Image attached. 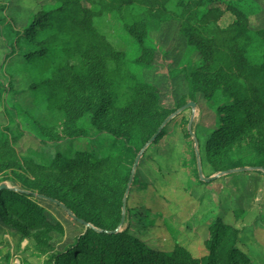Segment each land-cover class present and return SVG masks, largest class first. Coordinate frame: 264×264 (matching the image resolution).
Here are the masks:
<instances>
[{
  "label": "trees",
  "instance_id": "obj_1",
  "mask_svg": "<svg viewBox=\"0 0 264 264\" xmlns=\"http://www.w3.org/2000/svg\"><path fill=\"white\" fill-rule=\"evenodd\" d=\"M216 1L57 0L59 6L34 14L24 32L10 33L7 42L24 48L22 59L33 78V91L64 118L57 128L42 132V143L86 140L92 145L86 150L57 151L50 162H36L18 156V139L9 130H0V163L15 159L4 167L21 168L25 161L49 174L45 180L25 177L20 170L11 172L7 178L23 186L0 189V220L31 236L37 246L50 247L52 230L62 226L48 221L44 207L37 204L39 195H44L93 226L66 249L52 247L46 264H253L238 247L240 231L222 217L210 224L208 254L201 259L179 244L171 252L156 250L124 226L113 232L121 222L138 153L171 114L189 100L197 102L198 95L223 113L210 132L200 135V128L193 127L203 169H264V26L251 28V15L242 3H229L227 10L235 21L224 28L219 24L222 9L212 7L199 14V8ZM107 14H116L138 44L136 58L116 49L99 29V19ZM170 18L180 22L181 32L203 62L190 72L189 94L180 98L176 110L162 107L159 89L138 74L139 68L154 61L155 48L146 44L152 24ZM8 92L0 85V101ZM174 119L150 147L164 138ZM185 134L190 137L188 130ZM140 165L127 195L126 218L130 196L141 184ZM196 172L200 179L197 167Z\"/></svg>",
  "mask_w": 264,
  "mask_h": 264
},
{
  "label": "rangeland",
  "instance_id": "obj_2",
  "mask_svg": "<svg viewBox=\"0 0 264 264\" xmlns=\"http://www.w3.org/2000/svg\"><path fill=\"white\" fill-rule=\"evenodd\" d=\"M229 3L238 6L242 3L244 12L251 15L252 29L264 26V0H218L199 8V14L212 7L222 9L224 16L219 24L224 28L235 21V15L227 10ZM57 6V0H0V85L10 89V92L4 94V102L0 101V130H9L10 135L13 134L18 139V156L45 163L50 162L57 151H65L67 148H72L73 152L86 150L91 149L92 145L86 140L42 143L43 131L57 128L63 123L62 112L46 106L42 98L36 95L32 89L33 78L24 67V48L16 47L15 41H7L11 40L10 33L24 32L34 14ZM98 26L116 49L124 51L131 58L138 56V44L123 30L116 14L100 18ZM146 44L155 48V57L151 66L138 69L139 77L159 89L162 107L176 110L180 98L189 94L190 72L203 64L201 55L188 43L181 32L180 22L174 18L157 25L152 24ZM196 100L197 107L188 108L176 116L166 137L146 150L145 156L140 160L137 175L141 184L132 192L128 202L129 212L125 217L124 228L127 227L131 234L161 252H171L176 245L183 246L184 242L190 243L193 238L200 240L202 247L208 235V222L220 214L232 215L233 207L228 203L232 198L240 197L232 183L226 185L232 174L218 177L206 184L198 178V162L196 165L194 160L196 140L191 135L187 137L185 131L190 132L191 129L195 134L193 127L196 126L200 128V135L210 132L214 125L216 127L221 122L223 113L203 96L198 95ZM191 120L194 126L191 124L190 127ZM255 147L256 142L253 151ZM236 149L237 146L233 147L231 154ZM14 162L13 157H8L0 163V187L6 185L20 189L22 183L7 178L11 172L18 170L31 179H39L41 176L45 180L49 178L47 170L34 169L25 161L20 164L21 168L4 167L7 163ZM219 172L209 166L203 169L204 176L208 178ZM244 172L250 176L255 175L256 170ZM260 187H264V183ZM263 199L260 192L258 202ZM36 202L44 207L48 221L60 223L62 230H52L50 247L37 246L31 236L24 235L0 220V264H46L52 247L54 251H62L74 243L78 235L84 233L86 226L73 220L58 205L41 198L36 199ZM251 238V234L243 235V240L248 242L249 254L255 259L253 252L257 254L260 251L258 245H253Z\"/></svg>",
  "mask_w": 264,
  "mask_h": 264
},
{
  "label": "crops",
  "instance_id": "obj_3",
  "mask_svg": "<svg viewBox=\"0 0 264 264\" xmlns=\"http://www.w3.org/2000/svg\"><path fill=\"white\" fill-rule=\"evenodd\" d=\"M171 126L172 124L169 126V129ZM169 129L167 130V134ZM261 172L262 173L254 172L255 175L250 176L247 172H237L228 177L226 185L232 183L231 185H234L233 189L237 190L240 197L239 199L232 198V200L228 203L233 207L232 215L227 216L226 214H220L218 216L222 217L227 224L233 225L240 231L238 247L249 256L253 264H264V199L262 202H258L260 192H262L264 197V187H260V185L264 183V171ZM212 221L213 219L207 224L206 229L208 231V235L203 241L202 247L201 241L196 240L195 238H193L190 243L184 242L182 244L183 247H185L195 258L201 259L208 254L205 242L210 237L209 226ZM247 234H251L253 245H258L259 247L260 253L256 254L255 251L253 252L255 259L249 254L247 249L248 242L243 240V235ZM259 239H261V241H259ZM164 252L170 251L164 250Z\"/></svg>",
  "mask_w": 264,
  "mask_h": 264
},
{
  "label": "water",
  "instance_id": "obj_4",
  "mask_svg": "<svg viewBox=\"0 0 264 264\" xmlns=\"http://www.w3.org/2000/svg\"><path fill=\"white\" fill-rule=\"evenodd\" d=\"M197 107V103L192 101L189 102L185 105H183L182 107H180L179 109H177L173 114H171L163 123L162 125L159 127V129L157 130V132L152 136V138L144 145V147L141 149V151L138 153L135 163L133 165L132 168V172H131V176L129 179V183H128V187H127V192L123 201V215L121 218V222L120 225L118 226V228L116 230H114L113 232H118L121 230L122 226L125 223V210H126V204H127V195L130 191L131 185L133 183V179L136 173V170L139 166L140 160L143 156V154L146 152V150L150 147V145L157 139V137L159 136V134L161 133V131L164 129V127L172 120L174 119L176 116H178L180 113H182L184 110L188 109V108H192L195 109ZM192 124V120L190 121V127ZM190 135L194 137V139L196 140V153H197V162H198V170H199V175H200V179L204 182H211L215 179H217L218 177L221 176H225V175H230L233 173H237V172H244V171H248V170H261L264 171L263 168L261 167H240V168H235V169H230V170H226V171H222L219 172L217 175L212 176V177H205L204 173H203V168H202V162H201V156H200V152L198 149V142L196 139V136L194 134V132L190 129ZM7 187L6 185H2L0 187V189ZM40 198L42 199H46L56 205H58L62 210H64L73 220L77 221L80 224L85 225L86 227H93L91 224L87 223L86 221H84L83 219L79 218L70 208H68L65 204L61 203L60 201L50 198V197H46L44 195H39Z\"/></svg>",
  "mask_w": 264,
  "mask_h": 264
}]
</instances>
